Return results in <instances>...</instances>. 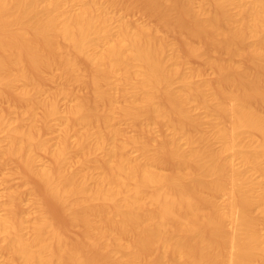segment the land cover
I'll list each match as a JSON object with an SVG mask.
<instances>
[{
	"label": "bare ground",
	"instance_id": "6f19581e",
	"mask_svg": "<svg viewBox=\"0 0 264 264\" xmlns=\"http://www.w3.org/2000/svg\"><path fill=\"white\" fill-rule=\"evenodd\" d=\"M75 1L0 0V86H16L32 115L25 128H11L13 120L0 115V130L8 131L5 146L0 139V153L22 156L71 222L80 224L90 241L107 249L116 264H264V116L254 108L255 101L264 103L260 75L264 0H204L210 8L200 10L194 8V0H151L165 24L179 6L193 20L194 34H205L203 38L213 39L232 56L248 57L249 66L236 67L238 80L228 90L193 84L178 64L166 60L162 45L151 38L150 31L132 30L123 22L114 32L105 3L85 0L74 9ZM109 3L116 4L115 0ZM191 49L202 56L201 46ZM43 51L55 53L68 74L82 84L85 70L76 58H85L93 70L89 81L95 105L103 108L88 119L82 104L68 106L63 137L50 150L54 170L36 166V151L49 147L37 135L36 123L59 114L57 99L44 93V86L28 75L24 63L29 60L35 71L43 72L49 66ZM177 80L183 83L179 90L173 87ZM19 81L25 85L18 86ZM117 94L122 103L117 104L116 98L121 101ZM192 101L217 114L220 122L205 130L203 118L189 107ZM38 104L44 108L42 116L34 109ZM118 118L121 122L116 127ZM121 118L126 125L157 122L168 127L171 136L154 144L144 140L143 133H126V140L106 150L109 140L126 137ZM148 124L141 128L147 131ZM78 126L85 129L74 145L82 157L91 161L95 152L102 154V161L95 160L92 168L75 161L71 168L68 140L70 128ZM254 132L260 135V144L249 138ZM215 142L221 147L216 148ZM129 145L141 155L130 154ZM235 159L260 172L262 180L254 182ZM164 161L167 168L171 161L172 173L158 171ZM227 190H231L229 199L225 204L218 202L216 198ZM10 205L8 215L0 216V245L7 252L0 264H92L85 249L69 243L41 204L42 211L33 220L17 217ZM254 209L262 210V219L252 216ZM114 215L120 216L119 222H114ZM100 218L103 224L96 222ZM228 222L234 226L231 232ZM26 226L29 234L24 233ZM124 237L132 242L120 245ZM119 250L124 257L118 256Z\"/></svg>",
	"mask_w": 264,
	"mask_h": 264
},
{
	"label": "rangeland",
	"instance_id": "374dc122",
	"mask_svg": "<svg viewBox=\"0 0 264 264\" xmlns=\"http://www.w3.org/2000/svg\"><path fill=\"white\" fill-rule=\"evenodd\" d=\"M84 1L85 0H76L74 4V9H79ZM98 1L105 3L107 7H109L106 10L109 9L107 12L111 16V27L114 32L117 31V29L123 22L127 23L128 26L130 25L129 27L132 30L146 29L150 31L151 38L162 45L163 56L166 58V60L168 62L178 64L180 66L182 73L186 77H188L193 84L209 83L212 89L218 88V89L228 90L229 89L228 86L232 85L233 81L237 82L238 80L239 72L236 67L239 66L240 64H242L243 66L246 65L245 67L249 66L248 64L249 59L247 60L248 57L245 54H242V56L241 55L232 56L224 49H222L220 46H218L216 41H214L213 39L207 37L203 38L205 34L201 32H200L201 34L199 32L198 34H194L195 27H192L194 26L193 20L190 19L189 17H185L186 15L181 10H179L180 9L179 6L175 8L176 11L174 10L173 11L174 13H172L171 16L167 18L168 22H166L167 24L166 25L161 20L160 16H158L159 13L154 11V10L158 11L159 9L156 6L152 5L151 0L150 2L149 0H115V3L117 5L116 4L111 5L109 3V0H98ZM246 1L251 2V0H246ZM204 6L209 7L208 3L205 2L204 0H194V8L196 10H200ZM232 9L233 11L237 10L236 8H232ZM181 14H183L184 16ZM172 15L174 16L173 18ZM177 18L179 19V21ZM175 20L177 22L173 23ZM180 23L181 25L179 26ZM184 26L186 27L184 28ZM168 27H172V29L170 30ZM187 27L188 29H186ZM190 28L193 30V32ZM196 32L197 31H195V33ZM188 34L190 35L187 36ZM195 35H197L198 38L195 37ZM182 36L189 39L188 40L189 43L186 41L187 39L185 40V38H183ZM199 40L201 41V44ZM190 45L201 46L203 48L202 56L195 55ZM39 49L45 50L42 46H39ZM43 53L45 54V57L49 63V66L45 68L43 72L35 71L36 69L35 68L33 69V67H31L32 65L29 62H27L29 60L26 61V58L25 61L28 64H26V62L24 63L25 66L28 65L26 66L28 75L33 77L35 80L40 82L42 86H44L43 87L45 91L44 93L51 97L54 98L56 97L57 99L56 101H57L59 114L52 117L48 122H44L39 119L40 121L38 120L36 123V128H39L37 129V135L39 133L40 135L39 137L41 138V140L49 146L47 150L40 149L36 151L37 153L36 166L39 168H44L46 166H49L50 168L53 167L52 169L54 170L55 162L50 153V150L54 149L61 141L62 139L61 137H63L62 128L64 126V123H66L64 121L68 120L66 119L68 118V115L66 113L68 106L70 104H82L84 112L88 117V119L95 118L96 115L102 112L103 108L96 107L95 105L93 89L91 82L89 81L92 78L93 70L89 66L90 64L87 63L85 58L81 56H77L78 58H76L81 69H84L86 72V73L83 72V76L84 75L85 76L84 78L83 77L82 78L83 81L84 80L85 81L84 84H82L80 81L74 80L68 74V72L62 66L60 58L55 53L46 52V51H43ZM260 75H261V84L264 85V67H262ZM17 85L23 86L25 85V82L19 81ZM182 86L183 83L178 80L175 81L173 84V87L176 90H179ZM0 87H1L0 91L2 90L0 92V115H4L5 117L13 120L11 128H25L30 124L32 119V115L28 111V105L30 107V104L27 103L26 101H23L20 98L19 93L15 89L16 86L14 88L13 87L7 88V86L6 87L0 86ZM45 94L43 95L46 96ZM116 96H118L119 99L121 100L119 101L118 98H116L117 100L116 102H118L117 104H119V102L122 103L123 102V100L121 99L122 96L121 98L120 95L118 94ZM233 103H235V101H233L232 104ZM197 104L198 102L196 103V101L195 102L192 101L189 107L190 109L191 107H193L191 110H193L192 112L194 113V115L203 118L205 122L204 123L205 127L203 125V128L209 131L210 130L209 125L211 123L220 122L219 116L217 114H210L207 109L201 108ZM254 108L261 115L264 116L263 102H261L260 100L255 101ZM34 109L38 115L42 116L44 114V108L41 104L36 105ZM118 119L119 120L116 119L118 122H116V120L114 121V125L116 127H118L119 125L117 123L121 122L120 118ZM121 120L124 123L126 121L125 119L123 120L122 118ZM124 123L123 125L120 124V126L122 129L124 128L123 130L125 131V134L127 133L129 136L130 135L138 136L139 133L140 134L143 133L142 134L143 139L146 141L148 140L154 144L160 142V140L164 136L165 137L171 136V130L166 126H162L158 124L157 122H150V124H148L147 122L146 123L148 124L147 131L141 128V127L144 128V125L147 126L145 122H143V125L142 123L141 125L139 123L137 124L135 123L136 124L135 125L133 123L131 124L128 122L127 125L128 127L131 126V128L130 127L128 128L126 123L124 126ZM229 123L230 122L228 121L227 124L230 125ZM72 129L70 128L71 131L69 130L70 134L68 140V147H69L68 152L71 153L73 156L72 157L73 160L71 159L72 161L71 168L74 165L73 161L77 163L80 162L82 165H84L87 168H92L95 160L101 162L102 154L99 151L95 152L97 154L93 155V159H91V161H86L85 158L82 157L83 155L79 153V151L74 145L78 141L80 133L84 132L85 129L83 128V126H78ZM93 132H96V130L94 129ZM127 134L126 137L118 138V141L109 140L105 147L106 150H109L112 147H114L116 143H120V141L126 140L128 138ZM248 135L250 136L249 138H252V140L256 145L260 144L261 137L258 133L254 132V133H249ZM7 136H8L7 129L0 130V139L2 140V146H5V144L7 143L6 140ZM182 142L184 144V147L188 146L184 139L182 140ZM214 145L216 148L221 147V143L219 142H215ZM132 146L133 145L128 146L129 147L128 152L134 156H140L141 155L140 152L136 150L135 146L133 147ZM5 155L0 153V216L5 217L8 215L9 213L8 206L10 205L12 200L14 207L15 206L17 207H15L16 209L15 208L12 209L13 205L11 203L10 209L13 210L12 212L17 217L33 220L38 217L39 215L38 211L43 209L44 211H47L45 213L51 218L54 226L56 228L58 227L57 229H60V231L68 239L70 244L83 248V250L85 249L84 252H86L88 258L92 260V264H116L114 258L110 255L107 249L94 244L83 233V227L80 226V224H73L71 222V220L67 215V212H65L66 210L63 209V207L60 206L61 204L46 190V188H44L43 186L44 184H42L41 179L36 175V173L32 169L28 168L27 165L24 164L22 156L15 157V155L10 156L7 154V157H5ZM164 158L168 160V157L164 156ZM169 162H170L168 163L169 168H167L166 166L167 163L165 162L166 164L165 163H164L165 165L163 164L164 167H162L163 165L162 166L160 165L157 168L158 171L164 173H172V171L170 170L171 161ZM235 163L237 167L240 168V170L247 172L254 182H260L262 180L261 173L245 165L241 159H235ZM75 167L78 168L80 167V165H78L77 167L75 164ZM97 171H99V169ZM229 187L231 189V186ZM230 194H231V190L230 193L229 190H227L226 192H224L223 195L218 196L216 200L222 204H225L226 200L229 199ZM9 198L11 199L10 201L8 200ZM39 204H41L42 207ZM39 206L41 207V209L38 208ZM227 208L229 211L230 207L227 206ZM252 216L256 219H262L263 212L261 209H254L252 212ZM103 219L104 217H102V220ZM98 220L99 221H97L96 219V222L100 223L101 218ZM113 220L114 222H119L120 216L114 215ZM104 222L105 221H103V223ZM227 224H228L227 230L228 232H231L234 226L230 222H228ZM27 226L25 227L24 230L25 234L30 233L29 230L30 226L29 227ZM113 234L117 235V232H114ZM129 242L130 243L132 242L130 237H124L121 240H119L120 245H124ZM0 246H1L0 258L1 259L3 258L2 260H5V257L7 255L5 253L7 252L5 249L3 250L4 247L3 245ZM118 254H119L118 256L120 257L125 256L124 252L120 250L118 251ZM150 258L154 260L155 256L154 255L150 256Z\"/></svg>",
	"mask_w": 264,
	"mask_h": 264
}]
</instances>
